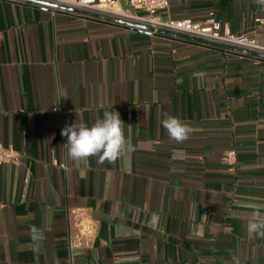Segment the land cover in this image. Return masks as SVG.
I'll list each match as a JSON object with an SVG mask.
<instances>
[{
  "label": "crops",
  "instance_id": "obj_1",
  "mask_svg": "<svg viewBox=\"0 0 264 264\" xmlns=\"http://www.w3.org/2000/svg\"><path fill=\"white\" fill-rule=\"evenodd\" d=\"M210 11L264 43L257 0H169L160 14ZM251 52L0 0V140L19 154L0 161V264H264L247 232L264 207V53ZM105 111L125 123L124 154L73 161L62 129ZM166 115L193 127L188 140L169 138ZM76 209L96 231L69 250Z\"/></svg>",
  "mask_w": 264,
  "mask_h": 264
},
{
  "label": "built area",
  "instance_id": "obj_2",
  "mask_svg": "<svg viewBox=\"0 0 264 264\" xmlns=\"http://www.w3.org/2000/svg\"><path fill=\"white\" fill-rule=\"evenodd\" d=\"M68 7L84 9L122 17L137 23L149 25L154 31H170L184 34L193 40L218 45L237 47L248 51L264 53V43L245 33L233 31L229 25L220 21L210 11L202 22L189 17L170 18L160 14L167 9L169 0H43ZM124 3V5H123ZM135 9L141 11L137 13ZM264 9V5H262ZM264 24V14L257 18ZM19 154L11 146L0 140V161L15 163ZM222 161L233 168L236 161V150L230 148L222 155ZM74 218V230L67 235L66 245L69 250L88 247L95 235L96 223L86 209H76L70 213Z\"/></svg>",
  "mask_w": 264,
  "mask_h": 264
},
{
  "label": "clouds",
  "instance_id": "obj_3",
  "mask_svg": "<svg viewBox=\"0 0 264 264\" xmlns=\"http://www.w3.org/2000/svg\"><path fill=\"white\" fill-rule=\"evenodd\" d=\"M264 5V0H257ZM169 138L177 143H183L190 138L193 127L176 116L166 115L161 121ZM124 121L116 111H105L102 118H97L91 126L83 122L66 125L61 135L67 137L69 157L73 161H82L97 157L100 163H111L119 159L125 152L127 137ZM128 127V133H131ZM206 216V215H205ZM247 232L258 238H264V207H256L251 213V220L247 224ZM233 264H240L237 256L232 257Z\"/></svg>",
  "mask_w": 264,
  "mask_h": 264
},
{
  "label": "water",
  "instance_id": "obj_4",
  "mask_svg": "<svg viewBox=\"0 0 264 264\" xmlns=\"http://www.w3.org/2000/svg\"><path fill=\"white\" fill-rule=\"evenodd\" d=\"M37 1H39V2H41L43 4H46V5H50L52 7L60 8V9L74 11V12H78V13H81V14L90 15V16H93V17H99V18H103V19L119 22V23H122V24H125V25L134 26V27L141 28V29L153 30V28L151 26H149V25L137 23V22H134V21H129V20H126V19L116 18V17L110 16V15H107V14H102V13H98V12H94V11H88V10H84V9L68 7V6H64V5H60V4H56V3H52V2H48V1H41V0H37ZM168 32H170V31H168ZM170 33H173V32H170ZM188 38L193 39L191 37H188ZM251 53H253V52H251Z\"/></svg>",
  "mask_w": 264,
  "mask_h": 264
}]
</instances>
